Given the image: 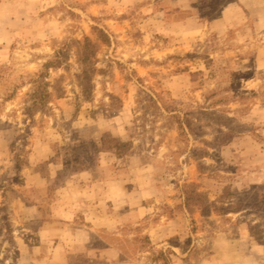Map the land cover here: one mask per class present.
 <instances>
[{
	"label": "rangeland",
	"instance_id": "rangeland-1",
	"mask_svg": "<svg viewBox=\"0 0 264 264\" xmlns=\"http://www.w3.org/2000/svg\"><path fill=\"white\" fill-rule=\"evenodd\" d=\"M0 264H264V0H0Z\"/></svg>",
	"mask_w": 264,
	"mask_h": 264
},
{
	"label": "trees",
	"instance_id": "trees-1",
	"mask_svg": "<svg viewBox=\"0 0 264 264\" xmlns=\"http://www.w3.org/2000/svg\"><path fill=\"white\" fill-rule=\"evenodd\" d=\"M228 196H230L229 198H232L235 195L228 192ZM187 197H188V200L197 199L199 204L203 206L202 208L204 210H207V209L213 208V207L216 208V205L214 203H209V201L206 197H203V195H201V194L194 193L192 190L187 192ZM235 198H237V197L235 196ZM240 202L237 201V208L241 207ZM216 209L218 210V208H216ZM219 211H222V212L227 211V208L222 206V207H220Z\"/></svg>",
	"mask_w": 264,
	"mask_h": 264
}]
</instances>
